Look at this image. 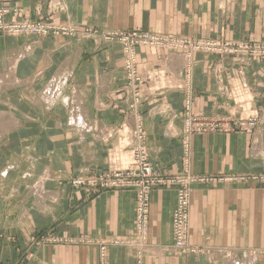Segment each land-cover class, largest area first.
Segmentation results:
<instances>
[{"label":"crops","instance_id":"obj_1","mask_svg":"<svg viewBox=\"0 0 264 264\" xmlns=\"http://www.w3.org/2000/svg\"><path fill=\"white\" fill-rule=\"evenodd\" d=\"M4 2L8 21L264 41V0ZM135 49L139 64L166 78L150 73L132 106L118 43L0 32V264H264V185L243 178L264 170V62L201 52L190 62L181 52ZM186 97L194 116L257 114L256 128L186 136ZM138 125L161 173L227 179L191 186V251L173 248V187L151 193L142 239L133 190L90 196L68 184L127 167Z\"/></svg>","mask_w":264,"mask_h":264},{"label":"built area","instance_id":"obj_2","mask_svg":"<svg viewBox=\"0 0 264 264\" xmlns=\"http://www.w3.org/2000/svg\"><path fill=\"white\" fill-rule=\"evenodd\" d=\"M10 8L6 6L0 7V31L5 32L7 34H45V32L53 31L56 34L61 32L68 33L70 28L66 26H52L47 23H32L28 21L17 22L14 20V23L7 21L5 18V14L9 12ZM16 11V10H15ZM47 24V25H46ZM52 33V32H49ZM106 36V35H105ZM107 38V36H106ZM122 39L126 41L127 47H132L135 44H154L161 45L163 44V40L160 38H156L153 35L146 33H119L112 34L109 39ZM129 41V42H128ZM170 41L173 43L172 46L176 48V45H180V49L184 50L187 46L191 45L192 50L199 51H213L219 54L228 53H238L240 49L246 50L249 45L243 42L234 43L226 41L223 44L219 43L217 40H209L203 42L199 41H188V40H177L171 38ZM244 46V47H243ZM177 49V48H176ZM127 50V49H126ZM128 54L125 69L127 71V76L136 81L141 80H149L148 78H143L142 73L135 71L136 69V59L133 53L126 52ZM144 81V82H145ZM139 91V86L136 87V92ZM185 106L186 114H189L190 105ZM191 116V115H190ZM192 117V116H191ZM205 122H209L204 120V122H200L194 125L193 119L188 118L184 123L185 129L188 133H197L207 131V124ZM247 124V129L250 130L253 125V120L245 121ZM210 123H217L211 121ZM229 124L228 122H226ZM226 123H218V124H226ZM243 126V123L240 124ZM240 128L239 126H236ZM243 128H245L243 126ZM242 129V128H241ZM134 143L131 145L132 151V159L131 163L127 167H123V169H108L105 173L94 174V176L89 177V179H74L72 184L76 188L86 186L87 190L94 193L107 191L109 189H131L135 193V220H136V233L145 237L146 228L148 224V216L150 211V196L152 193V189L154 186H169L175 185L176 189V207L172 213V234L174 244L180 249L179 251L185 252V242L187 238V229H188V209H189V196L191 192V185L194 182H198L199 180L202 182H210L215 180L213 177L202 176L200 179L194 177L193 174H190L187 169L183 170L182 173L171 174L168 176L162 175L159 172H156L150 166L149 161L147 160V150L146 146L143 145L144 133L137 128L134 132ZM213 178V179H212Z\"/></svg>","mask_w":264,"mask_h":264},{"label":"rangeland","instance_id":"obj_3","mask_svg":"<svg viewBox=\"0 0 264 264\" xmlns=\"http://www.w3.org/2000/svg\"><path fill=\"white\" fill-rule=\"evenodd\" d=\"M1 6H6L8 7L9 5L6 4L5 2L4 3H0V7ZM10 7V6H9ZM20 12V10H18ZM9 13H13V11L10 9L9 12H7L5 15V18H7V14ZM8 21V20H7ZM17 22H23V21H30L32 23H40V22H34V21H31L30 19H24V20H15ZM11 23H14V21H9ZM43 23H47L49 25H52V26H56L54 23H51L47 20H44ZM46 24V25H47ZM60 25V24H59ZM60 26H64V25H60ZM66 27L70 28V31L68 33H64V32H61L56 34L55 32L53 31H48V32H45V34L49 33V32H52L50 34H53V35H60V34H64V35H70V36H77L79 33L81 35H83L84 37H87V38H92L93 36H99L101 37V41L105 42V41H109V42H116L118 43L120 46H121V49H122V54L124 56V64H123V67H124V71H126L125 69V62H126V59H127V56L128 54L126 52H131L134 54L135 56V59H136V69L135 71H137V73L139 74V72L142 73V77L143 78H148L150 73L154 74L157 72L158 75V78L162 77L160 75H163L164 74V71L163 70H159V71H156V70H153V69H148L147 66L144 67L142 64H139L138 63V58L136 56V49L135 47L136 46H143V47H152V48H158V49H162L163 51H168V52H175V53H182L183 55H185V60L186 61H190L192 62V58H193V55L195 52H201V53H206V54H215L219 57H228V58H233V59H236V61L238 62L239 65H244L246 64L247 62H250V61H262L264 62V41H254V42H248V41H231V40H228V39H222V38H219V37H214V38H209V39H205V38H187V37H184V36H175V35H169V34H160V33H155V32H151V31H142V30H139V29H134V30H119V31H114V30H106L104 31L103 33H100L97 29H95V27H85V28H78L76 27L75 25L70 27V25H67ZM2 32V31H0ZM134 32H139V33H146V34H150V35H153L154 37L156 38H160L161 40H163V44H165V46H161V45H154V44H135L133 45L132 47H127V42L126 41H123L122 39H117V38H114V39H109L111 37L112 34H119V33H134ZM5 33V32H3ZM7 34V33H5ZM35 34V33H34ZM45 34H39V35H45ZM8 35H11V36H15V35H29V34H15V35H12V34H8ZM107 38H106V36ZM173 38V39H181V40H188V41H199V40H202L203 42L205 41H209V40H217L219 43H224L226 41H229V42H234V43H239V42H243V43H246L249 45V47L246 49V50H242L240 49L238 53H233L231 52L230 54L228 53H224V54H219L217 52H213V51H209V52H206V51H199V50H192L191 49V45L187 46L186 49L184 50H181L180 49V45L177 44L176 45V48L174 47H170L172 46V42L170 41V39ZM129 42V41H128ZM244 47V46H243ZM127 49V50H126ZM188 57V59H187ZM190 62L187 64V66L189 67L190 65ZM186 69V67H185ZM126 77L128 79V85L132 86L133 89H134V94H133V98H134V103L132 104V106L136 105L137 103H139L140 101L136 102V97L139 99V97L141 96L140 95V92H136V87L139 86V90H140V85H141V81H136V82H133L134 80H131L128 76H127V71H126ZM156 78V80H165V78H160L158 79ZM149 81V80H148ZM169 81V80H168ZM168 84V82H167ZM144 91V90H143ZM144 93V92H143ZM184 106H183V109H182V114H183V129H184V134L186 136H197V134H212V133H223V134H227V133H242V132H252L256 127V122H257V119H258V115L256 114H252V115H249V116H245V117H241V118H236V117H233V116H226V117H214V116H211V117H208V116H194L193 114L190 113V110H189V114H186L185 111V106L187 105V102H189L188 104L190 105V99L188 97L184 98ZM190 109V108H189ZM192 117H191V116ZM188 118H192L193 119V123L194 125L197 124V123H200V122H204V120H207L209 122H205L207 124V131H203V132H197V133H188L185 129V126H184V123L186 122V120ZM250 119L253 120V125H252V128L250 130H246L248 127H247V124L245 121H249ZM211 121H214V122H217V123H210ZM226 122H228L229 124H227ZM218 123H226V124H218ZM243 123V126L245 128H243V126L241 127L240 124ZM236 126H239L240 128H237ZM136 129L139 128L140 131H142L144 133V140H143V145L146 146V150H147V160L149 161L150 163V166L152 167L153 170H155L156 172H159L160 174L162 175H165L163 173H161L160 171H158L150 162L149 160V152H148V147L145 143V140H146V134L144 132V130L141 129V127L138 125L135 127ZM133 129V133H132V139H131V143H130V146L134 143V132L136 129ZM242 128V129H241ZM185 142V141H184ZM183 142V143H184ZM132 153V151H131ZM185 154H188V150L186 149L185 150ZM130 165V164H129ZM128 165V166H129ZM106 171L108 170H105L103 172H93V173H90L88 175H79V176H76V177H73V178H70L68 180V184L71 188H73L74 190H79V189H82L84 190V192H86L87 195H90V196H97L98 194H100L101 192H104V191H101L100 193L97 192V193H94L92 191H90L89 189L87 190V187L86 186H83V187H79V188H76L75 186H73L72 182L74 179H89V177L91 176H94V174H100V173H105ZM190 172V171H188ZM182 173V172H181ZM178 174V173H176ZM168 175H171V174H168ZM168 175H165V176H168ZM215 176V177H213ZM213 176H209V177H213L215 180L213 181H210V182H202V181H198V182H194L192 183L195 184V183H204V184H215L216 182H221L223 180H227L225 179L224 177L220 176V175H213ZM197 179L201 178L202 175H198V176H195ZM205 177V176H204ZM247 177V178H246ZM246 177H243L244 180H247L249 182H252V183H259V184H262L264 185V170H261L259 171L258 173H253V174H250L249 176H246ZM212 178V179H213ZM215 182V183H214ZM191 185V186H192ZM170 187H173L175 185H169ZM169 186H154L155 187H169ZM154 188L152 189V192L154 191ZM126 189V188H124ZM122 189V190H124ZM191 189V187H190ZM109 190H121V189H109ZM107 190V191H109ZM131 190V189H129ZM192 190V189H191ZM106 191V190H105ZM175 192H176V189H175ZM190 195H191V192H190ZM151 198V196H150ZM176 199H177V196L175 197V203H176ZM134 200H135V193H134ZM189 200H190V196H189ZM149 205H150V202H149ZM151 206V205H150ZM136 207V206H135ZM176 207V206H175ZM175 209V208H174ZM174 211V210H173ZM173 213V212H172ZM172 217V216H171ZM188 217H189V209H188ZM136 222V220H135ZM136 224V223H135ZM147 227H148V224H147ZM147 230V228H146ZM137 234V233H136ZM171 234H172V231H171ZM139 235V234H138ZM146 236V235H145ZM143 239V237H140ZM187 238H188V235H187ZM187 238H186V242H187ZM172 242H173V248L174 249H177V250H180L178 249V247L174 244V241H173V234H172ZM185 242V248H186V251L188 250H192L191 248H188V245L187 243Z\"/></svg>","mask_w":264,"mask_h":264},{"label":"bare ground","instance_id":"obj_4","mask_svg":"<svg viewBox=\"0 0 264 264\" xmlns=\"http://www.w3.org/2000/svg\"><path fill=\"white\" fill-rule=\"evenodd\" d=\"M20 57V56H19ZM187 59H188V57H187ZM11 68V67H10ZM86 128V127H85ZM189 224V223H188ZM235 256V255H234ZM235 261V260H234ZM234 261L232 262L233 264H234ZM238 264V263H237ZM240 264V263H239ZM245 264H247V262L245 263Z\"/></svg>","mask_w":264,"mask_h":264}]
</instances>
